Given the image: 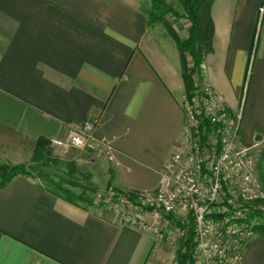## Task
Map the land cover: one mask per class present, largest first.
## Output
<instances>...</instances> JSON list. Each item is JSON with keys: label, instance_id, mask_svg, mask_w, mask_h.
<instances>
[{"label": "crops", "instance_id": "obj_1", "mask_svg": "<svg viewBox=\"0 0 264 264\" xmlns=\"http://www.w3.org/2000/svg\"><path fill=\"white\" fill-rule=\"evenodd\" d=\"M152 7L0 0V158L29 172L0 186V264L162 263L169 240L104 204L69 201L50 183L64 180L76 193L158 189L183 137L187 93L179 48L164 23L149 22ZM173 7L182 9L178 0ZM212 16L215 50L201 85L221 94L231 113L243 108L241 143L257 144L264 185V0H214ZM187 20L172 25L178 32ZM86 120L96 122L98 149L50 144ZM260 224L241 264H264Z\"/></svg>", "mask_w": 264, "mask_h": 264}, {"label": "built area", "instance_id": "obj_2", "mask_svg": "<svg viewBox=\"0 0 264 264\" xmlns=\"http://www.w3.org/2000/svg\"><path fill=\"white\" fill-rule=\"evenodd\" d=\"M183 108V137L158 189L138 191L136 198L110 195V200H101L104 196L99 192L94 201L119 214L126 224L151 232L158 241L171 237L163 231L165 223L183 237L190 214L193 245L186 264H240L243 249L260 223L253 218H264V185L253 154L257 144L241 143L242 108L231 113L224 97L207 84L201 93L187 96ZM95 127L94 120H86L71 126L66 138H50V144L96 150ZM119 202L134 209L122 211L116 206ZM140 203L151 208L150 220L136 210ZM176 215L180 224L171 221Z\"/></svg>", "mask_w": 264, "mask_h": 264}, {"label": "trees", "instance_id": "obj_3", "mask_svg": "<svg viewBox=\"0 0 264 264\" xmlns=\"http://www.w3.org/2000/svg\"><path fill=\"white\" fill-rule=\"evenodd\" d=\"M152 2L153 8L149 12V22L164 23L169 34L175 40L181 55L182 76L187 96L190 98L194 94L201 93L204 88V85H201L202 65L205 62L206 56L215 50V23L212 16V5L214 0H178L182 8L181 11L175 9L164 0H152ZM169 14L172 18L186 17L188 19L190 26L186 38H181L172 23L167 20ZM189 59H191L192 64ZM27 173L29 174L24 164L9 165L0 163V186L10 182L17 175ZM50 183L61 195L72 202H87L89 204L91 200H95L97 193H99L97 189L88 190L87 188H84L81 193H76L71 188L64 185V180L50 181ZM69 183L71 185H76L74 182ZM110 189L117 193H123L114 188ZM88 191L90 192L88 193ZM137 192L138 191H132V195L130 196L136 198ZM116 198L117 197L114 199ZM176 223L180 224L179 221H176ZM258 228L261 230L262 235H264V223L260 224ZM189 229L191 235L189 239L191 242L193 238V228L189 227ZM191 246L187 248L186 252H179L178 264H186L189 260Z\"/></svg>", "mask_w": 264, "mask_h": 264}, {"label": "rangeland", "instance_id": "obj_4", "mask_svg": "<svg viewBox=\"0 0 264 264\" xmlns=\"http://www.w3.org/2000/svg\"><path fill=\"white\" fill-rule=\"evenodd\" d=\"M164 1L167 2L168 4H171V6L175 5V3L177 2V0H164ZM167 17H168L167 18L168 21H170L171 23L176 25L177 22L174 23V21H173L174 18H172V20H171V18H170L171 15L170 14ZM187 22H189V21L187 20ZM181 25L183 26V28H182ZM177 26H178L179 34H180V32H182V34H184V33L186 35L188 34L189 26H190V25H188V23H185V22H182L181 24L178 23ZM189 61L192 64L191 59H189ZM195 78H197V77H195ZM249 79H250V74H248V77L246 79L245 89L248 88ZM242 103H243V100H242ZM243 105H244V103H243ZM241 108H240V110H241ZM242 112H243V108H242ZM260 148L262 150L264 147L260 146ZM261 150L259 152H261ZM257 158H258V154H257ZM0 163H4L1 158H0ZM32 169H35V168H32ZM35 170L37 171L38 169L36 168ZM44 181L47 182L46 179ZM97 192H101V194H103L104 197H102L101 200H110V198H108V196H110V195L113 198L119 197L121 194L132 195V192L117 193V192L111 190L110 188H107V189H104V190H98ZM102 203H104V202H102ZM116 206L118 208H120L122 211H126V212L134 209V207L131 206L130 204L128 206L126 202H119V203H117ZM135 207H136V210H138V211H140L142 213V216H143L144 220L148 221V220L151 219V215H150V209L151 208L149 206H143L140 203L139 205H135ZM175 219L178 220V218H175ZM256 220L261 222V221H264V218H262V220H261V217H257ZM187 221H189L188 225L193 228V216L192 215H190V214L188 215ZM168 229L169 228L163 229V231L165 232L166 236H171L170 239H169V244L166 245L165 248H163L164 253H162L161 256L158 257V260H160L162 262L161 264H178L179 252H181V253L182 252H186L187 248L189 246L193 245V238H192V240L190 242V239H189L190 236H191L190 235V229L186 228L187 229V233L183 237H181V235L177 232V230L174 229L173 231H171L170 229L169 230ZM162 256H163V258H162Z\"/></svg>", "mask_w": 264, "mask_h": 264}]
</instances>
